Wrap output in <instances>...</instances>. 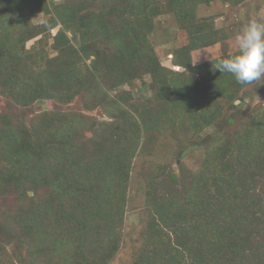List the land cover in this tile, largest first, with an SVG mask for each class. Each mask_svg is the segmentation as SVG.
Returning <instances> with one entry per match:
<instances>
[{"label":"trees","instance_id":"obj_1","mask_svg":"<svg viewBox=\"0 0 264 264\" xmlns=\"http://www.w3.org/2000/svg\"><path fill=\"white\" fill-rule=\"evenodd\" d=\"M212 1L0 0V264H112L133 158L158 145L203 155L196 171L142 165V239L123 264H264V82L215 69L236 50L231 27L198 15ZM167 14L178 69L149 38ZM216 43L219 55L192 62ZM137 81L150 95H133Z\"/></svg>","mask_w":264,"mask_h":264},{"label":"rangeland","instance_id":"obj_2","mask_svg":"<svg viewBox=\"0 0 264 264\" xmlns=\"http://www.w3.org/2000/svg\"><path fill=\"white\" fill-rule=\"evenodd\" d=\"M198 15H214L215 24L217 26L227 25L231 27L235 33L229 38V50H236L235 37L241 30V28L247 23L246 16L249 15L250 19H257L261 23H264V0H246L245 2L236 5L235 7H230L227 4L215 0L209 5L201 4L198 7ZM44 16L42 14L33 15L32 20L34 22H39L43 20ZM240 22V25L235 23ZM58 27L51 30L55 33ZM175 20L172 14L162 15L159 17L155 28L149 34V38L153 44L156 54L162 64L166 66L178 69L177 66H172L171 54H169L172 49L173 43L175 42ZM29 42L27 45L30 46ZM38 47V46H37ZM220 53V46L218 43L206 47H202L193 50L192 62L195 64L206 61L213 58ZM147 82L148 77L145 76ZM136 86L133 87L132 93L134 96L145 98L150 95V90L146 86L140 85V81L135 82ZM243 109L245 107H252V105L259 100H262L263 93L255 91V93L250 96H244ZM240 100H236L235 103L238 104ZM77 105V101H73L70 107ZM50 107L49 101H37L34 104L35 110H43ZM89 113L93 114L96 120L106 121L107 116L103 114L102 108L98 107L91 110ZM89 135V132L86 131ZM165 142L164 140L162 143ZM161 143V141H160ZM203 155V149L200 146H190L185 149L183 155L180 158H175V156H169V153L164 152V148L158 145L150 154H142L141 156H135L133 158V166L130 171V181L127 190V198L124 211V224L122 228V242L121 247L116 254L112 264H123L131 260L136 248L140 245L142 235L141 230L144 225L145 219V182L138 171L142 168V165L150 162L152 164H167L170 167L178 168L180 163L189 168L192 171H196L199 166V159ZM17 245L16 248L19 253L22 252V248ZM21 248V251H20ZM14 255V254H13ZM20 254V257L23 258ZM16 258V257H15ZM17 259V258H16ZM15 260V259H14ZM17 262V261H16ZM17 264V263H16Z\"/></svg>","mask_w":264,"mask_h":264},{"label":"clouds","instance_id":"obj_3","mask_svg":"<svg viewBox=\"0 0 264 264\" xmlns=\"http://www.w3.org/2000/svg\"><path fill=\"white\" fill-rule=\"evenodd\" d=\"M236 52L219 58L215 69L232 75L240 84L264 82V23L249 19L235 37Z\"/></svg>","mask_w":264,"mask_h":264}]
</instances>
